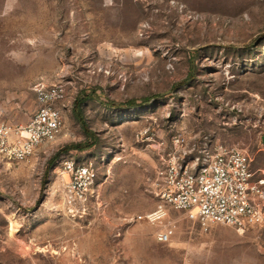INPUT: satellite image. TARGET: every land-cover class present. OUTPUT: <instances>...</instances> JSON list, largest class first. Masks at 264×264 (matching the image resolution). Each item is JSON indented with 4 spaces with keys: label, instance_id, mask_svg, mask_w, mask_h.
Wrapping results in <instances>:
<instances>
[{
    "label": "rangeland",
    "instance_id": "374dc122",
    "mask_svg": "<svg viewBox=\"0 0 264 264\" xmlns=\"http://www.w3.org/2000/svg\"><path fill=\"white\" fill-rule=\"evenodd\" d=\"M0 113L26 125L34 88L63 83L58 138L19 164L0 158V264H264V230L154 211L161 143L214 134L264 177V0H0ZM88 96V97H87ZM87 99H84V98ZM95 134V146L64 153ZM152 137V138H151ZM94 162L86 210L65 203L64 164ZM174 226L163 244L157 233Z\"/></svg>",
    "mask_w": 264,
    "mask_h": 264
},
{
    "label": "built area",
    "instance_id": "2783aa9c",
    "mask_svg": "<svg viewBox=\"0 0 264 264\" xmlns=\"http://www.w3.org/2000/svg\"><path fill=\"white\" fill-rule=\"evenodd\" d=\"M37 110L26 125H10L0 115V158L8 163L28 161L40 147L54 142L69 109L65 84L34 88ZM152 138V137H151ZM161 155L152 184L157 208L140 215L137 221L161 224L169 212L184 213L204 231L214 224L239 232L264 230V177L257 176L253 160L238 146L221 143L214 134L177 132L161 143ZM65 203L73 213L86 210L88 195L98 176L94 162L64 164ZM176 235L174 226H165L157 240L166 244Z\"/></svg>",
    "mask_w": 264,
    "mask_h": 264
},
{
    "label": "trees",
    "instance_id": "16d2710c",
    "mask_svg": "<svg viewBox=\"0 0 264 264\" xmlns=\"http://www.w3.org/2000/svg\"><path fill=\"white\" fill-rule=\"evenodd\" d=\"M84 99H87V98L85 97ZM84 99L78 100V105H77L78 110H76L77 111L76 117H77L78 121L80 122V124L82 125V128H83V130L87 136V141L85 143L72 144V145L65 147L63 149L64 153H69L71 151H77V152L78 151H84L86 149H90V148L95 146V140H96L95 134L89 130L87 124H85V122L82 118L81 105H82Z\"/></svg>",
    "mask_w": 264,
    "mask_h": 264
},
{
    "label": "crops",
    "instance_id": "0c3cea01",
    "mask_svg": "<svg viewBox=\"0 0 264 264\" xmlns=\"http://www.w3.org/2000/svg\"><path fill=\"white\" fill-rule=\"evenodd\" d=\"M9 6H2V8H1V10H0V12H2V13H5V12H8L9 10ZM0 115L2 116V114L0 113ZM33 116V115H32ZM31 116V117H32ZM31 119V118H30ZM5 121V120H4ZM5 122H7V121H5ZM8 124H10L9 122H7ZM11 125V124H10Z\"/></svg>",
    "mask_w": 264,
    "mask_h": 264
}]
</instances>
